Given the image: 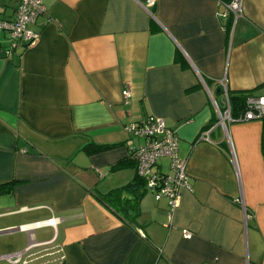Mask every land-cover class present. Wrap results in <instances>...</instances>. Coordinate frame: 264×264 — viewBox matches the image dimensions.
<instances>
[{"label": "crops", "instance_id": "crops-1", "mask_svg": "<svg viewBox=\"0 0 264 264\" xmlns=\"http://www.w3.org/2000/svg\"><path fill=\"white\" fill-rule=\"evenodd\" d=\"M228 1L43 0L37 41L0 46V256L47 243L61 264H264L262 123L218 118L222 86L264 95V0H242L236 21ZM146 116L187 160L172 212L128 160L141 141L124 126ZM154 169L170 174L168 159ZM128 184L134 226L96 198Z\"/></svg>", "mask_w": 264, "mask_h": 264}, {"label": "built area", "instance_id": "built-area-1", "mask_svg": "<svg viewBox=\"0 0 264 264\" xmlns=\"http://www.w3.org/2000/svg\"><path fill=\"white\" fill-rule=\"evenodd\" d=\"M0 0V46L6 57H10L20 48L33 45L39 32L32 27L38 17L45 15L43 0H19V4L11 14H6ZM242 0H229L223 4L222 18L231 15L236 21L241 16ZM225 101V110H218V118L225 128L228 123L261 121L264 118V95L250 96L246 99V110L242 116L233 120L230 117L227 91L222 86ZM122 96L129 100V91L124 90ZM124 131L141 144L129 153V160L134 163L136 174L144 183V188L151 193L156 201L165 200L172 212L179 202L182 190L191 191L187 175V160L178 154V137L175 131L168 128L165 122L157 117L146 116L138 122L124 126ZM208 137H201V140ZM168 159L170 174L155 170L159 159ZM46 225L54 226V220H48ZM44 223H35L41 227ZM21 230H27L20 227ZM185 239L191 234L183 231ZM37 250V251H35ZM61 251L54 245L47 243L28 246L20 252L0 256V264H61L63 261Z\"/></svg>", "mask_w": 264, "mask_h": 264}, {"label": "trees", "instance_id": "trees-1", "mask_svg": "<svg viewBox=\"0 0 264 264\" xmlns=\"http://www.w3.org/2000/svg\"><path fill=\"white\" fill-rule=\"evenodd\" d=\"M222 93V91H221ZM254 96L252 92H227L228 103L230 107V117L235 120L242 116L246 110V99ZM262 123L261 131V154L264 157V118L260 121ZM109 149L108 146H95L86 148L87 154L101 153ZM129 160V159H128ZM133 163L131 160H129ZM122 162L116 164L113 168L122 166ZM134 164V163H133ZM6 193L12 189V184L7 185ZM136 185L128 184L108 191L106 194L96 196L97 200L105 207L109 208L116 216L122 219L127 225L134 226L139 215V201L141 194H138ZM135 191V192H134Z\"/></svg>", "mask_w": 264, "mask_h": 264}, {"label": "water", "instance_id": "water-1", "mask_svg": "<svg viewBox=\"0 0 264 264\" xmlns=\"http://www.w3.org/2000/svg\"><path fill=\"white\" fill-rule=\"evenodd\" d=\"M219 91H220V90L218 89V90L216 91V93L218 94V93H219Z\"/></svg>", "mask_w": 264, "mask_h": 264}, {"label": "rangeland", "instance_id": "rangeland-1", "mask_svg": "<svg viewBox=\"0 0 264 264\" xmlns=\"http://www.w3.org/2000/svg\"><path fill=\"white\" fill-rule=\"evenodd\" d=\"M3 264V263H2Z\"/></svg>", "mask_w": 264, "mask_h": 264}]
</instances>
